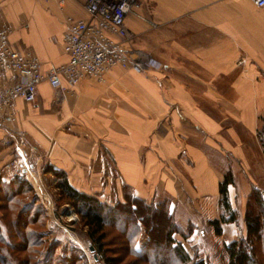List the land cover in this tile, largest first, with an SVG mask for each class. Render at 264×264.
I'll return each mask as SVG.
<instances>
[{
  "label": "crops",
  "instance_id": "1",
  "mask_svg": "<svg viewBox=\"0 0 264 264\" xmlns=\"http://www.w3.org/2000/svg\"><path fill=\"white\" fill-rule=\"evenodd\" d=\"M86 1L0 0V22L12 27V48L36 56L47 71L67 62V19L86 20ZM139 2L138 16L127 18L134 37L126 48L162 69L117 66L59 100L44 82L36 107L16 100L10 127L24 131L77 191L108 203L123 202L124 187L147 203L164 194L171 209L213 233L207 224L220 218L229 170L243 169L264 196V8L250 0ZM3 153L0 176L10 180L14 169ZM237 181L229 187L235 211ZM244 235V223H229L215 241L224 249Z\"/></svg>",
  "mask_w": 264,
  "mask_h": 264
},
{
  "label": "rangeland",
  "instance_id": "2",
  "mask_svg": "<svg viewBox=\"0 0 264 264\" xmlns=\"http://www.w3.org/2000/svg\"><path fill=\"white\" fill-rule=\"evenodd\" d=\"M164 128H166L165 125L162 126L160 130H164ZM5 129V135L2 137L0 142L1 151L5 152L3 153L2 157L6 156L7 163L5 164L12 166L14 169L12 179L10 180H13L14 178L23 179L26 182L25 190L27 191V193L25 196L16 199L20 201L19 203H8L6 201L1 203L0 224L2 225L4 232L9 231L12 234L13 243H22L21 241H19L20 239H18L17 233L20 229L23 228L22 225L17 224V216L22 207L25 206V204L30 203L32 199L35 198L37 200V204L35 205L34 212L32 213L34 214L36 213V211L39 213H37L39 216L38 222L29 225L27 229L43 237L41 241L42 245H39L38 247L30 245V250H27L26 252L13 251V257L17 262H20V264H36V261L44 259L45 254H47L50 247L54 246L56 247V263L54 262L55 264H61L58 263V261L62 260L65 257L68 258L67 260L69 262L71 256L76 259L75 260L73 258L75 261L71 260V264H104L99 261V259H94L93 253L90 251V246H92V243L89 237V229L85 226V222L78 215L77 208L74 207L58 189L57 178L52 172L48 171L51 166H49L47 161H45V158L40 153L38 147L35 145H31L28 141V137L26 136L29 143L26 148L29 163L32 165L37 162V160H39L40 163L37 169L35 168L34 170H32V174H27L23 171L21 172V159L17 152L18 150L14 147V144L9 141L11 139L7 136L8 129ZM29 145L35 146L37 148L36 155H30L31 147ZM229 171L233 175L234 182L236 178H238L237 185L235 186L234 202L237 207L236 212L238 214L236 223L242 222V224L244 223L246 225V213L248 211L258 212L259 209L256 203V197L257 195H263L260 190L251 186V182L249 181V178L247 177L243 169ZM0 178L6 181H10L9 179H5L2 176H0ZM125 188L126 187H124L123 189V202L108 203L101 201L95 196L92 197L97 198L103 203L115 206L117 204L126 202V194L131 195L132 192L126 191ZM28 190H30L31 192H29ZM3 195L7 196L6 191L3 192ZM158 200V202H170L168 197L164 194H160ZM243 211L245 212V215L241 216L240 213H242ZM170 214L173 220L172 224L177 231V233L173 234L175 244L181 245L191 258L195 260H203L206 262V264H214L215 262V264L229 263V254L226 246L230 243H227L224 249L220 248L215 241V237H217L218 235L215 233V229L213 227L212 230L214 234L208 233L207 227L205 226V224L203 225L202 222L200 226H196L194 219L189 216L186 217L185 212L178 208L171 209V202ZM170 219L165 218V216H156L152 218V220H147L148 224L152 227L151 233L154 238H158L159 236L161 238L164 237L165 230H167V227L171 225ZM108 223H110L109 220ZM110 224L111 226L108 225L105 229L104 248L106 250V255L114 258L116 260V264H149L131 254L127 241L119 232V228L122 230L127 229L130 232H133L132 227L129 226L126 228L123 225L118 224V222L117 224ZM207 225H210L209 222ZM201 231H204V233H201ZM247 233L248 230L246 225V235L237 238L236 241L247 237ZM148 240L149 238L145 234L143 228V230L135 240V248L143 251L147 247ZM1 245L2 244L0 243V246ZM263 246L264 245L260 244V241L256 243V254L258 260L257 262L259 264H264ZM155 261H157L158 264H177L174 255L169 252L168 248L159 250V254L155 257ZM0 264L3 263L0 262Z\"/></svg>",
  "mask_w": 264,
  "mask_h": 264
},
{
  "label": "built area",
  "instance_id": "3",
  "mask_svg": "<svg viewBox=\"0 0 264 264\" xmlns=\"http://www.w3.org/2000/svg\"><path fill=\"white\" fill-rule=\"evenodd\" d=\"M57 1L64 5V0ZM250 1L256 8H264V0ZM140 6L139 0H87L86 20L67 19L63 36L67 62L47 71H43L36 56L12 48V27L0 22V126L8 129L9 141L18 150L21 172L32 174L40 162L29 163L26 133L10 128L15 122L16 100L22 99L28 106L36 107L38 88L44 82L55 90L59 100L65 93L74 92L83 79L102 81L106 73L117 66L136 72L162 69V65L145 52L126 48L134 37L127 18L138 16ZM30 147V155H36L37 148Z\"/></svg>",
  "mask_w": 264,
  "mask_h": 264
},
{
  "label": "trees",
  "instance_id": "4",
  "mask_svg": "<svg viewBox=\"0 0 264 264\" xmlns=\"http://www.w3.org/2000/svg\"><path fill=\"white\" fill-rule=\"evenodd\" d=\"M258 138L264 149V116L261 118ZM48 171L56 176L58 189L71 202V204L77 208L78 215L82 218L85 222V226L89 229V237L92 246L94 247L99 261L102 263L116 264L114 258L106 255L104 238L106 227L108 225L111 226L110 223L117 224L118 222V224H121L126 228L129 226L132 227L133 232H130L127 229L122 230L120 228L119 232L127 241L131 254L146 263L158 264L157 261H155V257L159 254V250L168 248L169 252L174 255L177 264H206L203 260H195L191 258L181 245L175 244L173 234L177 233V231L172 224L173 220L170 214V202L147 203L131 193V195L126 194L128 197L126 196L125 203L111 206L99 201L95 197L86 195L74 189L69 184L67 174L63 170L50 167ZM233 182V175L228 171L223 182L220 184V218L209 222L218 236L222 234L224 225L235 223L238 218V214L233 209L229 196V187ZM25 185L26 182L21 178H14L10 181L0 178V205L4 201L8 203H19L20 201L16 199L25 196L27 193ZM125 189L128 192H132L129 187H126ZM4 191H6L8 197L3 195ZM28 191L31 192L30 190ZM256 203L259 209L258 212L248 211L245 216L248 230L247 237L232 242L226 246L229 254L228 264H259L257 262L256 243L260 241V244L264 245V197L257 195ZM36 204L37 200L35 198L32 199L30 203L25 204V206L22 207L17 216V224L22 225V228L24 229H20L17 233L18 239H20L19 241L22 243H13L12 234L9 231L4 232L3 227L0 224V243L2 244L0 246V262L3 264H20V262H17L13 257V251L26 252L27 250H30V245H33L34 247L42 245L41 241L43 237L27 229L29 225L38 222L39 213L37 211L34 214L32 213L34 212ZM156 216L171 218V225L165 230L163 238L160 236L154 238L151 233L152 227L147 222V220H152V218ZM108 220L110 223H108ZM143 228L149 240L146 249L142 251L135 248L134 243ZM55 253L56 247H50L47 254H45L44 259L37 260L36 264H55ZM73 258L74 257L71 256L68 262V258L65 257L62 259L63 261L59 260L58 263L71 264L70 262L76 260Z\"/></svg>",
  "mask_w": 264,
  "mask_h": 264
},
{
  "label": "water",
  "instance_id": "5",
  "mask_svg": "<svg viewBox=\"0 0 264 264\" xmlns=\"http://www.w3.org/2000/svg\"><path fill=\"white\" fill-rule=\"evenodd\" d=\"M90 251L93 253L94 259L95 260H98V257H97V255L95 253V250H94V247L93 246H90Z\"/></svg>",
  "mask_w": 264,
  "mask_h": 264
}]
</instances>
